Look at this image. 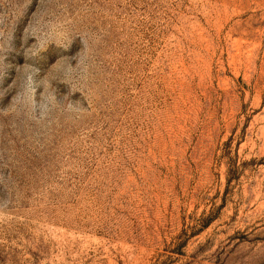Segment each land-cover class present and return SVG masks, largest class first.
Instances as JSON below:
<instances>
[{
	"label": "rangeland",
	"instance_id": "1",
	"mask_svg": "<svg viewBox=\"0 0 264 264\" xmlns=\"http://www.w3.org/2000/svg\"><path fill=\"white\" fill-rule=\"evenodd\" d=\"M0 264H264V0H0Z\"/></svg>",
	"mask_w": 264,
	"mask_h": 264
}]
</instances>
